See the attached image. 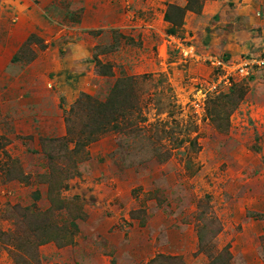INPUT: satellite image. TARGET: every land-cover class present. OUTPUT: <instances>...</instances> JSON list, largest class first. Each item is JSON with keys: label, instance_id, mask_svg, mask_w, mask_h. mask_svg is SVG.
Returning a JSON list of instances; mask_svg holds the SVG:
<instances>
[{"label": "rangeland", "instance_id": "1", "mask_svg": "<svg viewBox=\"0 0 264 264\" xmlns=\"http://www.w3.org/2000/svg\"><path fill=\"white\" fill-rule=\"evenodd\" d=\"M207 1L0 0V264H264V71L208 62L264 28Z\"/></svg>", "mask_w": 264, "mask_h": 264}, {"label": "crops", "instance_id": "2", "mask_svg": "<svg viewBox=\"0 0 264 264\" xmlns=\"http://www.w3.org/2000/svg\"><path fill=\"white\" fill-rule=\"evenodd\" d=\"M235 1V4L233 5V10L236 12V22L232 25V29L228 32V37L230 42L227 44L228 48L230 49L229 51H236L237 49H241L239 47V43L242 39L243 36H246L247 38V33L253 35V32H251L252 29H257V25H261V27L264 28V3L261 0H233ZM225 2L224 0L219 1V0H212V1H207V3L204 6L203 12L199 17H202L203 15L208 14V6H217V5H224ZM231 8V7H228ZM232 9V8H231ZM262 11V13H261ZM260 12V16H258V13ZM221 20L217 23L219 24ZM217 24L213 25L214 31L212 32L213 34L216 33L217 30L220 29V27L217 26ZM254 26V27H253ZM224 29V28H223ZM226 31V30H225ZM258 34V33H257ZM248 43H245L244 48L248 49ZM259 51V50H258ZM257 51V52H258ZM255 52L252 54H257L261 55L264 53V50L260 52ZM250 56V53L246 55V57ZM252 56V55H251ZM256 56V55H254Z\"/></svg>", "mask_w": 264, "mask_h": 264}, {"label": "built area", "instance_id": "3", "mask_svg": "<svg viewBox=\"0 0 264 264\" xmlns=\"http://www.w3.org/2000/svg\"><path fill=\"white\" fill-rule=\"evenodd\" d=\"M211 61L217 65L215 67L218 72L216 76V84L213 86V90H210L212 92L221 85L230 86L236 73L237 75L246 78L254 75L258 71H264V53L253 58L250 56L246 57L243 61L237 64V67H235L234 70H228L230 66L227 64L228 60L225 58L222 59L219 57H210L208 62L211 63ZM202 92L203 90L201 91V101L206 99L209 93L208 91H206L205 94Z\"/></svg>", "mask_w": 264, "mask_h": 264}, {"label": "trees", "instance_id": "4", "mask_svg": "<svg viewBox=\"0 0 264 264\" xmlns=\"http://www.w3.org/2000/svg\"><path fill=\"white\" fill-rule=\"evenodd\" d=\"M200 7H201V6H200ZM200 7H199V8H200ZM177 9H178L180 12H182V10H181L179 7H177ZM200 9H201V8H200Z\"/></svg>", "mask_w": 264, "mask_h": 264}]
</instances>
